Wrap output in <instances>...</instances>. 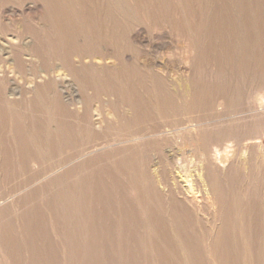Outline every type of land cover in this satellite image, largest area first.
Listing matches in <instances>:
<instances>
[{
    "label": "rangeland",
    "instance_id": "374dc122",
    "mask_svg": "<svg viewBox=\"0 0 264 264\" xmlns=\"http://www.w3.org/2000/svg\"><path fill=\"white\" fill-rule=\"evenodd\" d=\"M0 70V264L186 260L176 230L212 264L168 195L207 170L233 252L264 238V0H0Z\"/></svg>",
    "mask_w": 264,
    "mask_h": 264
},
{
    "label": "bare ground",
    "instance_id": "6f19581e",
    "mask_svg": "<svg viewBox=\"0 0 264 264\" xmlns=\"http://www.w3.org/2000/svg\"><path fill=\"white\" fill-rule=\"evenodd\" d=\"M68 52L71 53V51ZM19 63L20 65L18 66L21 68L23 65V59L21 57ZM201 132L203 131L199 130L198 134L204 145L208 146L215 140L216 134L214 130L212 131L210 129H206L203 133ZM263 173L264 169L259 168L255 169V171L253 169L252 173L248 175L251 181L253 194L256 193L255 190L253 191L254 185L262 180L261 176ZM215 179L216 178H213V175L210 174V172L207 170V172L202 176V182H200L197 177H195L193 183L189 186V188L186 187V185H183L179 181L175 180V187H171L170 185H168V195L171 200H176L184 206V208L182 209L186 214V218L191 217V220L193 219V221L195 220L199 223V221H201L202 219V212H205L207 216H209V218L206 219V224L210 226L212 231L217 235V239H214V237L212 238V236L210 237V235H208L207 237L208 255L213 261L212 264H264V238L262 237L251 238L248 243L245 244L241 255H237L233 252V241L226 232L227 222L229 224L234 215V209L231 208L233 204V196L227 188L225 182V180H230V177L226 175H219L218 180H220V185L218 187H216L214 184ZM155 188L157 189V187ZM260 190H262L263 192L261 197L264 200V188L260 187ZM263 219L264 203L263 205L257 204L255 210L253 207H251L249 211L248 208V211H246L245 213V220L248 221L246 223H249L248 226L247 224H245L246 232H248L249 228H251L253 232L258 235ZM201 223L203 222H200V224ZM175 229H177V227H175ZM164 233L166 234L165 236L167 239V235L169 234L163 231V238L165 237ZM175 235V238L169 237L170 245L177 246V243H180L186 254L185 256H187V261L184 260V258L180 254H178L177 250H171L170 253L167 251L165 252L167 254L166 256L163 255L164 257L162 259V264H198L197 260L194 257V254L188 249L187 241L184 239V237H182L178 230L175 231Z\"/></svg>",
    "mask_w": 264,
    "mask_h": 264
}]
</instances>
